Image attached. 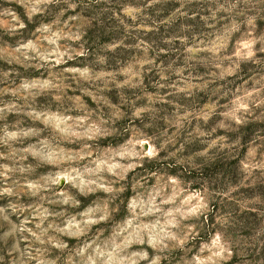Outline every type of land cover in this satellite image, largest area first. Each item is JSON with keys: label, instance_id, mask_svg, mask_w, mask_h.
Here are the masks:
<instances>
[{"label": "rangeland", "instance_id": "374dc122", "mask_svg": "<svg viewBox=\"0 0 264 264\" xmlns=\"http://www.w3.org/2000/svg\"><path fill=\"white\" fill-rule=\"evenodd\" d=\"M0 264H264V0H0Z\"/></svg>", "mask_w": 264, "mask_h": 264}]
</instances>
